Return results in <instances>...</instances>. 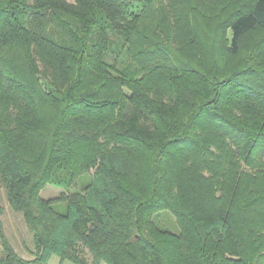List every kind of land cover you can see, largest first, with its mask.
Listing matches in <instances>:
<instances>
[{"label": "trees", "instance_id": "16d2710c", "mask_svg": "<svg viewBox=\"0 0 264 264\" xmlns=\"http://www.w3.org/2000/svg\"><path fill=\"white\" fill-rule=\"evenodd\" d=\"M0 244V264H264V0H0Z\"/></svg>", "mask_w": 264, "mask_h": 264}, {"label": "rangeland", "instance_id": "374dc122", "mask_svg": "<svg viewBox=\"0 0 264 264\" xmlns=\"http://www.w3.org/2000/svg\"><path fill=\"white\" fill-rule=\"evenodd\" d=\"M65 192V189L57 187L52 184H48L41 192V195L44 198H53L56 196H59L61 193ZM1 198L3 202L7 205V212L5 214V221L7 225V230L12 238V241L14 245L17 247V249L20 251L22 255L25 257H29V252L25 249L28 246L33 247L32 242V234L28 230L27 226L23 222V219L20 215L15 213L8 205L6 200V194L2 190L1 192ZM161 225L166 226L167 228L177 232L179 231V228L177 226V223L173 217L169 213H164L158 218ZM2 252V247L0 244V255ZM31 256V255H30ZM59 260V257L57 255L53 256L52 263H56ZM69 264H74L70 262Z\"/></svg>", "mask_w": 264, "mask_h": 264}, {"label": "crops", "instance_id": "0c3cea01", "mask_svg": "<svg viewBox=\"0 0 264 264\" xmlns=\"http://www.w3.org/2000/svg\"><path fill=\"white\" fill-rule=\"evenodd\" d=\"M52 259H53V257L51 258V260H50V262L48 263V264H60V259L56 262V263H52ZM71 261H69V260H65V261H63L61 264H69ZM73 263V262H72ZM75 264V263H74ZM102 264H108V263H106V262H104V263H102Z\"/></svg>", "mask_w": 264, "mask_h": 264}]
</instances>
